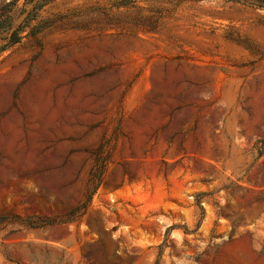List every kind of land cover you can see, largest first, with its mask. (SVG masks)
Returning a JSON list of instances; mask_svg holds the SVG:
<instances>
[{"label": "rangeland", "instance_id": "obj_1", "mask_svg": "<svg viewBox=\"0 0 264 264\" xmlns=\"http://www.w3.org/2000/svg\"><path fill=\"white\" fill-rule=\"evenodd\" d=\"M16 30L0 264H264V0H0Z\"/></svg>", "mask_w": 264, "mask_h": 264}, {"label": "trees", "instance_id": "obj_2", "mask_svg": "<svg viewBox=\"0 0 264 264\" xmlns=\"http://www.w3.org/2000/svg\"><path fill=\"white\" fill-rule=\"evenodd\" d=\"M46 1H51V0H46ZM11 5L9 4L8 7H10ZM9 19L11 20V16H9ZM11 26V23H9V27ZM21 31H13V33L11 34V36L8 38V42L5 46L0 48V51H4L7 47L14 45L16 43H18L21 39L20 36ZM86 208V206L84 207V209ZM71 214H68L67 216H70Z\"/></svg>", "mask_w": 264, "mask_h": 264}]
</instances>
